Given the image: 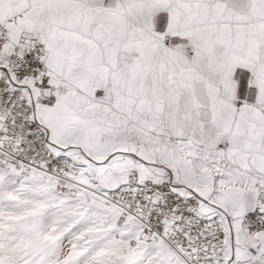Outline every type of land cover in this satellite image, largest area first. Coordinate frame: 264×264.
I'll use <instances>...</instances> for the list:
<instances>
[{
	"label": "snow or ice",
	"instance_id": "1",
	"mask_svg": "<svg viewBox=\"0 0 264 264\" xmlns=\"http://www.w3.org/2000/svg\"><path fill=\"white\" fill-rule=\"evenodd\" d=\"M0 264H264V0H0Z\"/></svg>",
	"mask_w": 264,
	"mask_h": 264
}]
</instances>
